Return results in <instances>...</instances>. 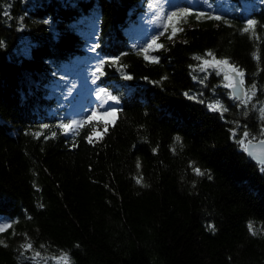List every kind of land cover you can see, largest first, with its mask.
<instances>
[{
  "label": "trees",
  "instance_id": "obj_1",
  "mask_svg": "<svg viewBox=\"0 0 264 264\" xmlns=\"http://www.w3.org/2000/svg\"><path fill=\"white\" fill-rule=\"evenodd\" d=\"M142 2L0 0V264H264V166L244 150L264 140V0L184 3L152 52L126 33ZM85 56L90 85L63 93Z\"/></svg>",
  "mask_w": 264,
  "mask_h": 264
},
{
  "label": "rangeland",
  "instance_id": "obj_2",
  "mask_svg": "<svg viewBox=\"0 0 264 264\" xmlns=\"http://www.w3.org/2000/svg\"><path fill=\"white\" fill-rule=\"evenodd\" d=\"M219 2L220 0H215V2L211 0H143V2L140 3L141 9L138 15H136L126 33L130 38V43L137 48L141 50L147 49L148 52L155 50L159 51V47L154 46V48H149V45L152 44L154 38H156V44L159 45L157 43L158 39L162 36L161 33L165 32L168 15L172 13V11L176 10L179 6H184V3L197 7L200 6L202 9L208 10ZM90 28L92 30L93 27L90 25ZM172 41L173 40L169 39V42ZM149 57L153 58L154 56L150 54ZM96 61L95 58L86 56L80 60H73L72 65H66L64 67L61 71V79H56L55 83H57L62 88L63 93L67 95L72 94L81 87L89 86L90 71L94 67ZM205 67L207 68V65L203 64L202 68L206 69ZM207 69H212L217 75H221L225 85L229 83V81L224 79V75L230 73L227 67L219 66ZM226 88L228 89V87ZM102 117L107 121L114 120V117L105 115V113H103ZM52 262L54 264L65 263L62 258L55 259Z\"/></svg>",
  "mask_w": 264,
  "mask_h": 264
},
{
  "label": "snow or ice",
  "instance_id": "obj_3",
  "mask_svg": "<svg viewBox=\"0 0 264 264\" xmlns=\"http://www.w3.org/2000/svg\"><path fill=\"white\" fill-rule=\"evenodd\" d=\"M189 15H191V13L187 9H183V10H180V11H174V12H172V13H170L168 15V20L172 21L174 19L187 17ZM202 16H204V13L198 14L197 15V19H200ZM207 18L208 19H217V20L221 19L219 16H216V17L208 16ZM255 24H256L255 21L249 20L247 22V27L244 28V32H249L250 30L254 29ZM165 27L167 28V25ZM176 32H177V29L173 28L172 34L168 36V39H172L173 36L176 35ZM161 35H163V33H161ZM154 46L155 47H163V45H157L156 44V38L153 39L152 44L149 45V48H154ZM145 52H147V49H145ZM208 56H211L212 59L211 60H204L203 61L204 65H207L208 67L225 66V67L228 68V71L230 73H234L235 74L234 76H231L229 74H225L224 75V79L229 81V83L225 85L226 87H229V88H232V89H241V90L243 89V86H244V79H243L244 73H243V71L239 70L238 68H236L233 65H230L228 60H226V59H216L211 52L208 53ZM196 59H200V57H197ZM152 62H158L157 58L153 57L152 58ZM236 77H239V82L238 83L235 82ZM254 90H255V85H253L252 88L249 89L248 92H245L244 96L248 100H250L251 96L255 94ZM105 91H106L105 89L101 88L100 89V94L105 93ZM98 97H99V94H98ZM235 98L239 99L240 97L239 96H235ZM110 99H115V98L114 97H110ZM241 102L245 103L246 101H241ZM261 112H262V114H264V109H261ZM105 115H111L112 117H115L116 109H111V111L108 112V113H105ZM80 123H82V122H80ZM110 123H114V120L110 121ZM77 124H78V122L73 121L72 124H62V125H60V127L65 129V131L67 132L68 130H70L73 127V125H77ZM44 127H47V125H45ZM104 131L105 132L107 131V125H105ZM262 131H264V130H262ZM53 135H55V134H53ZM93 135H95V130H93V134L92 135L88 136L89 143L92 142ZM248 135L249 134L247 132L244 133L245 139L248 138ZM240 143L243 144L244 140H241ZM262 143H264V141H262ZM245 150H247V149H245ZM194 171L196 172L197 175H203L204 174L198 168L194 169ZM137 183H140L139 179L137 180ZM10 227H11V224H7V223L6 224H0V233L4 232L7 228H10ZM208 227L210 229H214L213 225H209ZM249 231H253V228H252L251 224H249ZM253 234H255V233L253 232ZM0 243H2V241H0ZM23 247H25L26 249L30 250V249H32L33 246H32L31 243H27V244L23 245ZM41 247H43V246H41ZM35 255L37 257H39L40 253L36 252ZM62 259L65 261V264H68V256H67V254H65Z\"/></svg>",
  "mask_w": 264,
  "mask_h": 264
},
{
  "label": "water",
  "instance_id": "obj_4",
  "mask_svg": "<svg viewBox=\"0 0 264 264\" xmlns=\"http://www.w3.org/2000/svg\"><path fill=\"white\" fill-rule=\"evenodd\" d=\"M207 68H210L207 66ZM229 75L234 76V73H229ZM236 83L239 82V77H236L235 80ZM229 91L231 93L232 98L236 99L235 96H239V99L236 100H242L244 97V88L241 89H232L229 88ZM264 140H258V141H248L245 144L244 150L247 157L256 165L264 166V143H262Z\"/></svg>",
  "mask_w": 264,
  "mask_h": 264
}]
</instances>
